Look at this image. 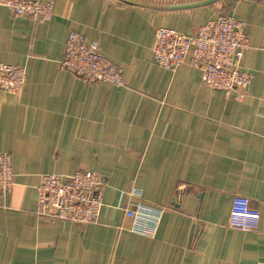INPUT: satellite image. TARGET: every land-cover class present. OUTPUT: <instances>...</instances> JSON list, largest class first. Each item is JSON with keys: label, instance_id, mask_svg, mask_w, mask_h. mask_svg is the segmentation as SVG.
I'll return each mask as SVG.
<instances>
[{"label": "crops", "instance_id": "crops-1", "mask_svg": "<svg viewBox=\"0 0 264 264\" xmlns=\"http://www.w3.org/2000/svg\"><path fill=\"white\" fill-rule=\"evenodd\" d=\"M37 1L52 4L49 21L0 7V62L26 70L20 94L0 91L13 171L0 264H264V0ZM220 15L244 24L239 100L204 87L187 59L172 73L152 58L157 29L191 36ZM70 32L122 70V87L59 69ZM80 170L105 183L97 222L39 218L40 176ZM234 197L259 213L255 231L228 226ZM133 204L162 210L152 237L132 232Z\"/></svg>", "mask_w": 264, "mask_h": 264}, {"label": "built area", "instance_id": "built-area-1", "mask_svg": "<svg viewBox=\"0 0 264 264\" xmlns=\"http://www.w3.org/2000/svg\"><path fill=\"white\" fill-rule=\"evenodd\" d=\"M0 7L10 11L15 18H29L36 23H44L52 17L49 2L0 0ZM247 48L244 24L232 16L220 15L198 27L191 36L172 29H157L152 58L157 65L172 73L187 59V63L199 71L204 87L226 96L233 94L239 100L251 81V75L240 68ZM58 67L88 84L124 85L122 70L101 54L95 42H86L84 36L76 32L68 34ZM25 84V68L0 62V91L18 95ZM104 186L105 183L93 171L80 170L63 176L41 175L36 187L35 213L43 219L93 225L103 207ZM12 187L11 157L0 152V195L9 193ZM124 213L132 220V232L152 237L162 210L133 204L125 208ZM259 219V213L250 208L248 199L233 198L227 221L231 229L244 233L255 231Z\"/></svg>", "mask_w": 264, "mask_h": 264}]
</instances>
